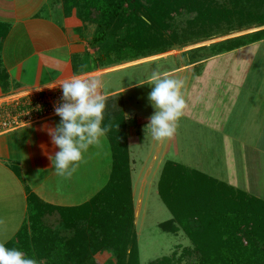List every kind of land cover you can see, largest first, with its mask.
Instances as JSON below:
<instances>
[{"label": "rangeland", "instance_id": "1", "mask_svg": "<svg viewBox=\"0 0 264 264\" xmlns=\"http://www.w3.org/2000/svg\"><path fill=\"white\" fill-rule=\"evenodd\" d=\"M54 1V5L56 6L54 7L53 17L56 20L58 19L65 29H71L70 32L79 38H77L76 42L78 47H80L79 50H82L83 45H85L84 50H86L88 55L84 60V62H86L85 66H90V68H92L93 65H97L94 59L97 58L100 51L104 49L108 51L112 50L106 65L102 66L100 70H123L104 76L102 78V83L107 93L113 89H127L126 95L128 97V102H126L128 105V112L124 109L125 119L124 122H121V127L118 131L114 128V133H111L112 130H109L104 136L99 138L97 144L90 146L87 151L83 152L82 159L73 166L74 170L71 172V175L58 176L55 170L51 169L46 170V172H40L41 177L39 178L35 175V172L31 170L30 166H25V181H27V179H33L34 183L39 184V188L43 195L41 192H39V194L46 201L52 200L53 197L51 194L54 193L59 197L60 192L64 193L62 195L66 198L63 204L80 206L90 200L91 197L87 196V194L93 195L90 189L89 193H86L88 189L87 185L91 187L93 181H96V179L99 181L103 180L104 184L109 182V175H112L113 168L110 169L111 165L108 164L109 161L107 162L105 157H110L108 139L110 142H112V139H116V145L120 147L122 157L127 164V170L124 168L125 172L128 170L130 171L132 200V218L130 219V226L127 225V228L130 227L131 234L125 247L126 255L123 264H135L137 261H139V264H149L164 257H173L178 261L177 264H190L192 261H194L193 264H196V258L187 257L188 251L194 250L196 244L190 239L185 227L182 226L181 223L177 224L175 222L173 225H167L165 230L160 227L162 223L172 220L170 212L158 195V184L161 180L162 167H164V165L156 166V168L154 166L150 170L152 176L149 175L147 177L146 185L145 182H142V170L152 164L150 158L155 152L154 142L157 141L153 140L150 136L151 139L144 137L145 139H143L141 143L138 142L137 144H133V137L138 135V130H136L137 126H133L135 125L133 109L135 107L144 117L146 115L150 118L153 115L154 109L151 107L148 100L151 87L147 85L150 83L147 81L154 71L166 72L172 78L182 79L184 81V87L181 92L182 95H186L185 117H181L177 122V130L175 133L177 136L175 137V141L177 142V137H181L179 142H181L180 149L182 152L185 151L183 144L186 145V148L188 147L187 144L191 145V152H189L192 154L189 156L196 161L202 173L187 168L177 161L176 145H173L171 149L172 153H170L168 162L173 161V163L179 164L180 168L183 167L188 171L192 170L191 172L200 173L212 181L243 192V194H248L252 198L259 197L263 199L264 174L257 173V171L253 169L254 166L247 167L244 166L243 163L237 162V159L241 158L239 155L231 157V160H225L222 157V152L219 150L215 152L210 143L211 141L207 142V136L201 132L202 129L199 128V125L194 123V118H197L198 121L201 119L202 110L200 107H203V104L208 106L210 103L216 102L219 105L218 107H221L218 99L219 97L217 96L223 91H229V94H233L234 97L231 95H227L226 98L222 97L221 103L226 99H235L234 101L240 99L242 96L241 90L240 92H238V90L235 92L234 88H231L232 86L249 85V87H252L253 85H262V83H264V42L262 46L250 45L233 54H227L212 62H207V64H204V67L201 68V73L203 69L205 71L199 80L193 76L194 64L191 56H189L192 50L207 47L205 49L208 51L210 47L221 45L231 39L264 31V27H259L257 21V18L260 17L262 13L260 0H209L212 8L210 10L211 13H217V9L220 11L225 9L228 10V13L231 15H228L229 20H223L221 15L217 16V25L213 28L211 27V29H213L212 32H207L213 34L214 39L207 41L203 35H206L204 31L208 30L210 26L206 24L204 17L197 16V11L194 9V1H190V7L187 8L184 6L179 9L175 15L171 16V19L166 17L164 20L159 21L164 23L163 26L157 27L156 25H152L145 16H142L148 21V26L140 25L139 23L137 24V28L130 26L129 36L132 39L133 46L130 44L127 47H124L123 44L120 43L118 35L120 33L123 34L127 27L126 25L123 26V24L120 23H112L110 28H105L108 29L107 32L109 33L105 43L101 45L94 44L92 40L95 38L98 26L95 20L92 18L81 20L78 14L79 6H74L70 12H66L63 5L64 0H53V2ZM235 11L239 13L241 17H239L237 13L234 15ZM196 18L200 19V22H197ZM184 33L191 37V40H194L193 44L182 45L178 43L177 36L180 35V37H182ZM198 36H200V38ZM139 54L140 57H147L130 61ZM131 56L133 58H131ZM135 81L147 83L133 90V86L137 85ZM227 82L228 86L232 85L230 83L235 85L227 87ZM202 84L204 88H202ZM52 89L53 88H49L46 91ZM202 89L204 91H202ZM12 91L13 90H11L10 93L18 95L9 97L6 101H0V104L7 102L9 104L5 103L6 106L12 105L14 98L16 100H22L25 97H29V95H33L29 92L17 91V89H14V92ZM50 93L47 95H53ZM50 96H48V98H50ZM240 100H243V98ZM130 103L132 105L129 107ZM219 110L220 109L217 108V111ZM186 113H188V115ZM119 115L120 114L116 113V121L119 119ZM190 117H192L193 120H189L188 118ZM206 135L211 137L209 131H207ZM200 136H205L202 141ZM167 142V140H164L163 143ZM17 149L21 148L15 145L13 152L18 153ZM197 154H199V156L195 157ZM181 155L182 158H188L184 153H181ZM181 155L179 160L182 161ZM134 160L136 163L134 162L135 164L133 166L131 164H133ZM132 168L134 169L133 172L131 170ZM180 168L177 173L178 180H182V173L186 171ZM26 184H31V182H27ZM261 184H263V186H260ZM4 186L5 185H3V187ZM103 188L104 187H102L100 191ZM51 189L54 190L51 191ZM59 200H61L60 197ZM210 200L212 201L213 198L211 197ZM244 201H247V203L250 202L249 200H245L244 197L237 196L234 205L244 206ZM69 202L71 203L68 204ZM4 205L3 208H0L1 229L6 224L4 219L7 217V211L5 210L6 204ZM257 205L258 202L256 203V206ZM55 218L57 217H51L50 221L54 222ZM192 226L193 224H191V227ZM173 227H176V229H172ZM5 229L6 228H3L4 231ZM9 229L8 232H10V234L15 232L13 227H9ZM199 229L200 226H196L195 224L193 231L196 232L199 231ZM126 231L127 229L124 232ZM1 238L2 236H0V239ZM4 240L3 238L2 241L5 243L6 241ZM96 261L98 264H116L114 257L108 254L106 250L96 255Z\"/></svg>", "mask_w": 264, "mask_h": 264}, {"label": "trees", "instance_id": "2", "mask_svg": "<svg viewBox=\"0 0 264 264\" xmlns=\"http://www.w3.org/2000/svg\"><path fill=\"white\" fill-rule=\"evenodd\" d=\"M190 1L195 3L197 16L204 17L210 26V29L204 31L206 41L214 39V35L207 32H212L211 27L217 25V16L221 15L223 20H227L231 14L225 9L211 13L209 0H64L63 5L66 12L79 6L81 20H95L98 26L92 40L94 44L105 43L109 34L105 28H110L112 23L126 25L123 34L118 35L120 43L127 47L130 44L133 46L129 36L130 26L137 28L138 23L148 26L145 17L152 25L163 26L164 23L159 21L166 17L171 19L184 6L190 7ZM260 4L262 13L257 21L259 27H264V0H260ZM237 15L241 17L239 13ZM196 21L200 22V19L196 18ZM263 38L264 31H259L212 46L208 51L205 49L207 47L192 50L189 56L196 67L202 68L201 64L213 55L253 45L263 41ZM177 39L182 45H190L194 41L185 33L182 37L178 35ZM111 51H100L94 59L97 64L94 66L101 68L106 65ZM146 57H140L139 54L134 58L131 56L133 59L130 61ZM10 88L7 72H0L1 94H8ZM25 101L26 98L22 99V103ZM105 103L104 124L109 125V130L114 133L113 129L118 131L125 119L123 95L106 98ZM20 109L23 108L20 106ZM116 113L120 114L117 121ZM110 143L113 173L101 191L86 203L73 207L49 205L27 191L28 217L15 238L6 246L22 250L27 256L36 259L37 264H98L96 255L105 250L114 257L116 264H123L125 247L131 234L130 227L127 228L132 218L130 171L125 172L127 164L120 147L116 145V139ZM179 166L173 161H167L162 170L158 195L172 220L162 223L161 229L165 230L167 225H173L174 222L181 223L196 244L194 250L187 253L188 258L197 259L196 264H264V203ZM179 168L186 170L182 173V180H178ZM237 196L250 202L244 201V206L239 204L241 207L234 205ZM53 216L57 218L51 222ZM195 224L200 226L199 231H193ZM177 262L173 257H164L149 264ZM135 264H139V261Z\"/></svg>", "mask_w": 264, "mask_h": 264}, {"label": "crops", "instance_id": "3", "mask_svg": "<svg viewBox=\"0 0 264 264\" xmlns=\"http://www.w3.org/2000/svg\"><path fill=\"white\" fill-rule=\"evenodd\" d=\"M54 4L55 1L53 2V0H0V72H7L11 82L10 91L13 90L12 92H14V89H17V91L29 92L30 94H49L50 92V94H55L62 90V83L74 76H80L83 79H97L101 80L99 92L104 96V99L122 94L124 109L128 112L127 89H113L107 93L102 83L104 76L123 69L106 71L100 70L101 68L94 65L92 68L85 66L86 62L84 60L88 56L86 50H84L85 45H83L82 50H79L80 47L76 44L78 37L70 32L71 29H65L63 24L53 17L54 7L56 6ZM263 42L264 40L252 46H262ZM243 49L240 48L224 54L213 55L203 62L200 67H204V64H207V62H212L221 56L233 54ZM65 57H69L70 59L65 62ZM203 72L201 73V68L194 65L193 76L197 80L203 76ZM147 82H150V79ZM230 84L235 85L233 83ZM232 85L228 86L227 82V87H231ZM140 86L142 85H134L133 90ZM201 86L204 88L203 84ZM49 88L53 89L46 91ZM231 88H234L235 92H237L236 90L238 92L241 90L242 96L240 99L243 98V100L236 99L234 101L235 99H226L221 103L222 97L226 98L227 95L233 96V94H229V91H223L217 96L219 97L221 107H218L219 105L216 102H212L208 106L205 104H203V107L199 106L202 110V116L199 121L197 118H194V123L198 124L199 128L202 129L201 132L207 136V142L211 141L210 143L215 152L218 150L222 152V157L225 160H231V157L239 155L241 158H238L237 162L243 163L247 167L254 166L253 169L257 173L264 174V83L262 85H253L252 87H249V85H235ZM10 91L6 95H2L0 91V101H6L7 98L18 95L10 93ZM202 91L204 90L202 89ZM185 96L183 95V98L186 102ZM5 103L7 104V102H4L0 106H5ZM110 105L112 104L110 103ZM131 105L130 103L129 107ZM217 108L220 110L217 111ZM186 114L188 115V113ZM145 117L134 107L133 119L135 125L133 126H137L138 135L133 137V144L141 143L145 139L144 137L151 139L150 136H146L144 130V127L149 123V117L146 115ZM188 119L193 120L192 117ZM59 123L60 118L54 116L36 125L0 135V208H3L4 204H6L5 210L7 211V217L4 219L6 224L3 227L6 229L4 231L3 228H0V236H2L0 241L4 238L5 244L15 238L28 217L27 191L34 193L49 205L73 207V205L63 204L66 198L62 195L64 193L60 192L59 197L61 200H59L56 193L51 194L52 200H44L39 194L41 192L39 184L34 183L33 179L25 181L24 177L25 166H30L31 170L39 178L41 177L40 172L53 169L50 157H54L59 149L52 143L47 129L55 128ZM207 131L211 133V137L206 135ZM176 136L174 134L173 137L166 139L167 143H163L164 140L154 142L155 152L150 158L152 164L142 170V182H145V185L147 177L151 175L150 170L154 166L155 168L156 166H163L169 160L173 145L177 146L176 154L179 163L187 168L202 171L199 169L196 161L189 156L192 154H190L191 145L187 144L188 147L186 148V145L183 144L185 151L182 152L180 149L181 142H179L181 137H177L176 142ZM205 136H200L201 141ZM108 142L110 157H105V160L109 161L108 164L111 165L110 169H112L113 152L109 139ZM15 145L21 148L17 149L18 153L13 152ZM181 153H184L188 158H182L183 154L181 155ZM180 155L182 161L179 160ZM198 156L199 154L195 157ZM134 162L136 163L134 160L131 165L134 166ZM131 170L133 172L134 169L132 168ZM110 176L111 174L109 175V179ZM27 182H31V184L27 185ZM106 184L103 183V180L99 181L96 179V181H93L91 187L87 185L88 189L86 193H89V189L93 192V195L87 194V196L92 198ZM3 185H5V188ZM260 186H263V184ZM41 194L43 195L42 192ZM255 199L260 203H264V198L257 197ZM9 227L14 228L15 232L13 234L8 232L10 230Z\"/></svg>", "mask_w": 264, "mask_h": 264}, {"label": "clouds", "instance_id": "4", "mask_svg": "<svg viewBox=\"0 0 264 264\" xmlns=\"http://www.w3.org/2000/svg\"><path fill=\"white\" fill-rule=\"evenodd\" d=\"M69 59L64 58L65 62ZM147 85L151 87L148 100L154 113L149 118L145 133L147 137L163 141L174 136L177 122L186 108L181 92L184 81L172 78L166 72L154 71ZM100 86L99 80L80 76H74L61 85L62 102L54 108L60 123L47 129L52 143L59 149L54 157H50L58 176L71 175L83 152L97 144L110 129L104 124L106 103L99 92ZM0 264H37V261L22 250L9 248L0 241Z\"/></svg>", "mask_w": 264, "mask_h": 264}, {"label": "built area", "instance_id": "5", "mask_svg": "<svg viewBox=\"0 0 264 264\" xmlns=\"http://www.w3.org/2000/svg\"><path fill=\"white\" fill-rule=\"evenodd\" d=\"M48 96L50 95L45 93L33 94L25 97L26 101L23 103L22 100L14 98L12 105L0 106V135L56 116L54 108L62 102V90L51 95L50 98Z\"/></svg>", "mask_w": 264, "mask_h": 264}]
</instances>
